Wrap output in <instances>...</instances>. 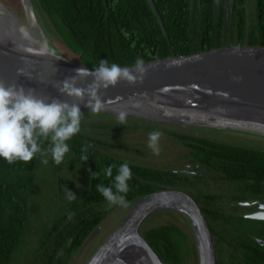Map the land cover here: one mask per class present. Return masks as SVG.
<instances>
[{
	"label": "trees",
	"instance_id": "1",
	"mask_svg": "<svg viewBox=\"0 0 264 264\" xmlns=\"http://www.w3.org/2000/svg\"><path fill=\"white\" fill-rule=\"evenodd\" d=\"M153 1L162 24L147 0H32L37 13L46 15L62 38L67 40L71 50L78 55V63L89 68L98 66L102 59L124 67L134 66L137 59L149 63L224 47H264V0H252L253 8L249 4L250 0H236L226 29L222 12L218 24L215 23L213 0ZM112 117L107 114H84L80 132L67 141L70 145L68 156L83 165L81 172L84 176L75 195L77 199L68 206L63 202V210L57 219L52 220L46 241L40 243L37 264H69L91 233L118 207H109L104 197L95 191L98 183L108 186L113 182L116 169H113V178L104 175V169L112 165L111 159L93 151L90 145L93 139L87 131L88 128L100 127L99 122L105 121L104 118ZM138 121L150 124V127L161 125ZM167 133L178 139L186 137L178 129L168 130ZM49 143L45 141L43 147L47 149ZM85 145L88 146L89 158L82 161L81 148ZM206 145L218 155L234 157V176L244 174L246 180H251L246 185L257 188L264 186L263 151L210 142H206ZM194 148L199 153L197 149L200 147L196 145ZM126 149L130 151L129 146ZM138 153L144 154L140 150ZM42 159L36 155L30 162L16 161L10 165L0 158V264L12 263L25 228H28L31 216L29 195L34 174ZM132 166V179L128 182L130 191L126 195L128 204L133 205L149 192L171 183L165 177L171 178L172 174L165 170ZM92 173H99L98 179H92ZM83 179H86L85 184ZM208 212L215 220L216 225L210 224V227L221 257L220 239H224L223 234L233 228L234 217L204 211L205 214ZM240 220L242 222L234 229L235 238L230 239V244H234V254L230 253L228 258L234 260V264H264V251L257 252L252 247L255 246L252 232L241 227L247 221ZM142 232H145L144 238L165 264H187L192 257L196 258L198 264L191 231L188 234L176 224H159L148 229L142 228ZM42 255V261L38 263Z\"/></svg>",
	"mask_w": 264,
	"mask_h": 264
},
{
	"label": "water",
	"instance_id": "2",
	"mask_svg": "<svg viewBox=\"0 0 264 264\" xmlns=\"http://www.w3.org/2000/svg\"><path fill=\"white\" fill-rule=\"evenodd\" d=\"M147 1L162 24L155 2ZM235 1L226 0L224 29ZM20 2L26 23L0 4V80L34 88L46 97L79 103L75 98L60 94L56 86L74 75L76 68L85 67L90 71L93 68L63 55L47 35L32 0ZM213 11L217 25L221 0H213ZM143 65L146 73L142 82L130 85L121 81L115 87L100 89L105 107L99 114L117 116L119 111H125L128 118L154 124L231 131L264 138V47H224ZM124 67L135 71L134 66ZM20 68L32 78L18 75ZM91 82L89 76L77 86L85 87ZM86 103L87 98L80 104L83 114L90 113ZM163 209L180 213L188 221L198 264H218L214 238L201 208L188 194L170 189L145 195L130 206L85 264H165L141 231L145 220ZM248 218L264 220V213ZM101 229L97 227L82 247Z\"/></svg>",
	"mask_w": 264,
	"mask_h": 264
},
{
	"label": "clouds",
	"instance_id": "3",
	"mask_svg": "<svg viewBox=\"0 0 264 264\" xmlns=\"http://www.w3.org/2000/svg\"><path fill=\"white\" fill-rule=\"evenodd\" d=\"M134 70L133 72L131 68L109 63L107 59L100 60L98 66H94L91 71L85 67L74 69L75 74L60 81L56 87L60 94L75 98L79 103L46 97L38 94L34 88L0 80V158L11 165L16 161L30 162L36 155L47 157L50 154L52 161L59 166L70 152L67 141L81 130L84 114L80 104L87 98L86 107L90 108V115H99L105 107L100 89L115 87L121 81L130 85L142 82L146 68L141 59L135 60ZM17 74L32 78L22 68L17 69ZM89 76L92 77L91 83L85 87L77 86ZM127 115V112L119 111L116 118L120 124H124ZM161 135L156 130L148 134L147 147L154 156L160 155ZM45 141L50 142L47 149L43 147ZM87 152L88 146L85 145L81 148L82 161L88 160ZM41 162L47 164L48 159ZM114 168L116 175L113 178ZM104 175L113 178V182L108 186L98 183L95 191L104 197L109 207L128 206L126 195L130 191L128 182L132 179L129 162L125 161L119 166L109 165L104 169ZM91 176L92 179H98L99 173H92ZM63 192L69 201L77 199L66 187Z\"/></svg>",
	"mask_w": 264,
	"mask_h": 264
},
{
	"label": "flooded vegetation",
	"instance_id": "4",
	"mask_svg": "<svg viewBox=\"0 0 264 264\" xmlns=\"http://www.w3.org/2000/svg\"><path fill=\"white\" fill-rule=\"evenodd\" d=\"M249 4L252 6L253 1L252 4L249 1ZM225 6L226 0H221L222 13H224ZM131 123L133 124L125 125V123L120 124L99 122L100 127L88 128L87 131L91 134L93 139L92 141H90V145L93 147V151H98L107 159H111L112 164H115L117 166L125 161L129 162V164L133 166H149L148 164H140L138 161L139 157H141L142 159L148 158V156H146L148 153L150 154L149 159L151 160L152 158H162L163 156L161 153L159 156H154L152 154V150L147 149V146L143 143L140 135L143 132L150 133L154 130L158 131L159 127L164 125L161 124L150 127V124L140 122L137 119L133 121L131 120ZM142 123L144 125L146 124L147 126H140ZM210 130L216 133L231 136H234V134H239L231 131H218L207 128L182 129L179 127L178 132L185 134L186 137L184 139H178L177 137L171 136V139L181 148L178 147L174 153L172 151V153L169 155L171 157L169 164L173 163L176 166L167 167L165 165L166 163L163 165V167L149 166L151 168L165 170L166 172L171 173V178L165 177V179L173 183L166 185L162 189H157L149 192L148 194L166 189L180 191L188 194L201 208L206 220L208 221L209 226L211 224V222L209 221V217L212 215L209 214V212L208 214H205L204 211L219 212L220 216H224V214L232 215L233 217H237L239 219V224L242 222L240 218L245 219L247 221L246 223H254L253 230L255 232H252L251 237L255 241V246L252 247H255V250L257 252H262L264 251V220L250 219L248 218V216L264 213V186L260 188H257L256 186L251 187L245 184L247 182H250L251 180H246L244 174L240 176H234V157H230L229 155H218L206 145V142L212 143L218 141L222 142L223 144L221 145H224L226 147H234L233 145H230L233 144L234 141H226L225 138H221L222 140L217 139L216 137H212L211 134L204 133L205 131ZM167 131L168 130H165V133H167ZM131 132H135L134 134L137 135L138 140L125 137L130 136ZM196 145L200 147L199 149H197L200 154L196 153V148H194V146ZM127 146H129L130 151H127ZM138 150H140L144 154L138 153ZM161 150L164 152L163 147H161ZM164 153H167V151ZM130 206H132V204H128V206L126 207L118 206L115 209L122 208L127 212ZM163 213L167 214L177 212L173 210L163 209L156 211L151 215L157 217ZM167 224L174 225V223L171 222H168ZM213 224H211V226L216 225L215 220ZM180 228H182L186 232L184 227ZM232 237H234V230ZM230 243V239H222V241L220 242L221 251L223 247L227 249L229 254H234V244ZM236 248L237 247H235V249ZM216 253L218 264H222V262H220L221 257L218 255L217 247ZM229 261L231 262V264H234V260L229 259Z\"/></svg>",
	"mask_w": 264,
	"mask_h": 264
},
{
	"label": "rangeland",
	"instance_id": "5",
	"mask_svg": "<svg viewBox=\"0 0 264 264\" xmlns=\"http://www.w3.org/2000/svg\"><path fill=\"white\" fill-rule=\"evenodd\" d=\"M250 3L252 4V0H250ZM0 4L5 6L12 14L15 15V17L20 20L23 23H26V16L25 11L23 9V6L20 2V0H0ZM252 4V8H253ZM36 10V8H35ZM41 24L43 25L45 31L47 32V35L49 36L51 42L53 45L65 56L72 59L75 62H79V57L76 55L68 45L67 40L65 41L62 36L58 33V31L55 29L52 22L46 17V15H43L42 12L37 13ZM117 116H114L110 119L104 118L105 121L103 122H109V123H120L117 118ZM97 120V119H96ZM100 119H98L99 121ZM109 120V121H108ZM131 120H135L134 118H128L126 119L125 125L129 124L132 125ZM140 126H147L143 123ZM179 129L177 127L164 125L159 127V132H161V137L159 141L160 149L161 147L164 148V152L167 151V153H164L162 150L160 153L162 154V158L158 159H149L150 154L148 153L146 156L148 158L142 159L141 157L138 158V161L140 164H148L149 166H160L163 167L165 164L167 167H175V164H169L171 157L169 156L172 151L173 153L177 150L179 147L177 143H175L167 133H165V130H176ZM135 132H131L130 136H125L126 138L129 137V139L133 138L135 140L137 139V135L134 134ZM205 134H211L212 137H216L217 139L225 138L226 141H234L233 144L235 146H242L245 148H251L256 149L264 152V138L248 135V134H234V136L231 135H224L220 133H216L213 131H205ZM148 134L146 132H143L140 137L142 138L143 143L147 146L148 142ZM222 140V139H221ZM174 142V143H172ZM131 143V142H128ZM213 144H223L222 142H212ZM181 148V147H179ZM147 149H150L147 147ZM168 149V150H167ZM69 153L66 154L64 161L57 166L51 159L50 154L47 157H43V159L47 158L48 163H40L38 169L36 170L34 174L33 183L31 186V191L29 195L30 200V219L28 228H25V233L23 237L20 240V244L18 247V250L15 251L14 259L11 264H37V256L39 255V246L40 243L46 241L47 239V233L49 230L50 225L53 223L52 220L57 219L59 213L63 210L64 203L66 206H68L71 201L66 199L65 194L63 192V189L66 187L69 191L77 195L78 188L80 186V180L82 175V168L83 165L79 163L75 158L69 157ZM153 156V155H152ZM42 159V160H43ZM138 166H144V165H138ZM90 175V173H88ZM84 181L83 184H85L86 179L82 180ZM78 186V187H77ZM64 202V203H63ZM126 213V210L122 208L115 209L113 212H111L108 217L103 221V224L101 225V231L97 234L96 238L93 239L89 244H87L85 247H82L79 249L77 253L74 254L73 258L71 259V262L69 264H85L88 258L91 256L95 248L99 246V243L103 241L120 223V221L123 219L124 215ZM180 213H163L157 217L149 216L142 228L148 229L151 226L159 225V224H167L168 222L174 223L176 225H179L180 227H184L186 232L189 234V223L183 219L185 218ZM209 221L211 224L214 222V218L212 216L209 217ZM239 219L234 217V226L233 228L227 230L223 236L225 240L231 239L233 236V230L236 228V225H238ZM254 223H243L241 227L245 230L255 232L253 230ZM142 231V230H141ZM230 237V238H229ZM235 238V237H234ZM222 239H220V242ZM193 244V242H192ZM216 244V240H215ZM216 247H218V244H216ZM41 251V248H40ZM229 253L227 249L222 247L221 251V261L222 264H231L229 261ZM43 255L40 257L39 262L42 261ZM187 264H197L196 258L192 257L191 261H189Z\"/></svg>",
	"mask_w": 264,
	"mask_h": 264
}]
</instances>
